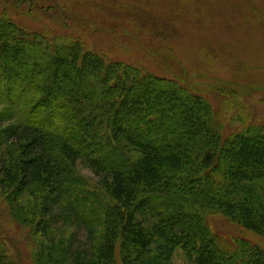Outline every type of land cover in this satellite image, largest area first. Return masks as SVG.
Masks as SVG:
<instances>
[{"label":"trees","instance_id":"16d2710c","mask_svg":"<svg viewBox=\"0 0 264 264\" xmlns=\"http://www.w3.org/2000/svg\"><path fill=\"white\" fill-rule=\"evenodd\" d=\"M0 107V199L31 264H264L209 221L264 237V124L226 134L205 94L2 15Z\"/></svg>","mask_w":264,"mask_h":264},{"label":"rangeland","instance_id":"374dc122","mask_svg":"<svg viewBox=\"0 0 264 264\" xmlns=\"http://www.w3.org/2000/svg\"><path fill=\"white\" fill-rule=\"evenodd\" d=\"M0 15L205 94L226 134L264 124V0H0ZM75 172L84 192L97 190L88 167L77 163ZM209 221L224 238L264 251V237L219 215ZM0 235L15 264H31L35 244L1 199ZM173 264L186 263L178 255Z\"/></svg>","mask_w":264,"mask_h":264}]
</instances>
